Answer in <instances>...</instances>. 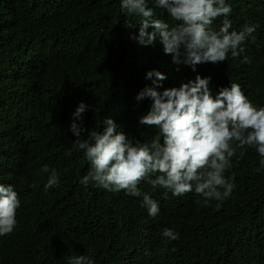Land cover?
<instances>
[{"label": "trees", "instance_id": "16d2710c", "mask_svg": "<svg viewBox=\"0 0 264 264\" xmlns=\"http://www.w3.org/2000/svg\"><path fill=\"white\" fill-rule=\"evenodd\" d=\"M120 3L0 0V183L12 184L21 202L13 232L0 236V264H64L68 253L92 246L101 264H119L126 240L134 244L127 248L129 264H264V169L256 171L261 157L254 147L239 148L231 158L224 175L234 174L235 187L223 201L205 205L194 191L179 197L169 191L165 198V189L141 181L140 191L159 203L153 218L142 197L80 183L89 164L70 130L83 102L87 110L76 121L87 130L81 141L88 131L102 133L111 118L134 144L149 143L157 128L139 119L152 101L135 97L154 87L156 78H146L153 70L166 76L156 89L161 93L200 75L211 78L213 95L238 83L254 105L264 106V0H226L230 31L245 23L256 31L239 57L229 52L227 60L199 64L195 71L174 65L159 36L152 45L139 44L133 37L142 17L124 13ZM155 11L170 26L176 23ZM223 19L213 22V31ZM45 164L59 177L47 191ZM165 228L179 238L163 237ZM83 234L89 235L80 242Z\"/></svg>", "mask_w": 264, "mask_h": 264}, {"label": "clouds", "instance_id": "9594fccd", "mask_svg": "<svg viewBox=\"0 0 264 264\" xmlns=\"http://www.w3.org/2000/svg\"><path fill=\"white\" fill-rule=\"evenodd\" d=\"M152 7H149V3ZM121 10L128 15L142 17L138 37L139 44H154L157 36L166 55H171L174 65L190 66L193 71L202 63H218L228 59L229 52L237 58L244 52L242 43L256 31V26L245 23L241 30L232 28L228 16L232 12L226 0H121ZM156 9L167 12L176 23L172 26L156 17ZM224 17L219 31H213V22ZM153 29L148 32V28ZM248 62V57H244ZM156 78L154 87H145L135 97L137 101L148 98L150 110L139 119L140 125L156 126V135L149 143H133L111 118L104 121L107 127L102 133L88 131V139L81 141V133L87 131L76 121H82L87 105L79 103L73 113L70 130L77 137L78 150H83L89 169L80 180L111 192L124 190L126 194L142 197L141 206L155 218L160 211L159 203L149 194L140 191L138 185L145 181L153 188L165 189L179 197L195 192L205 205L211 201L227 199L235 185L234 174L225 177L232 167L231 158L237 149L254 147L261 157L264 169V106L257 107L248 99L238 83L221 87L213 95L210 77L197 75L194 80L179 87L164 89L160 81L166 76L159 71H149L146 78ZM162 139V140H161ZM163 141V143H161ZM240 157L244 155L240 152ZM50 173L44 190L59 185L55 169L44 165L41 169ZM36 187V185H32ZM21 206L18 193L12 184L0 183V236L11 234L17 224L16 211ZM221 207L220 203L216 204ZM89 234L80 235V242ZM163 237L170 241L179 238L171 228H165ZM126 240L123 243L124 257L119 264L132 260ZM147 251L145 255H148ZM112 259L115 260L111 256ZM0 261L3 259L0 257ZM64 264H101L94 247H85L76 255L67 254Z\"/></svg>", "mask_w": 264, "mask_h": 264}]
</instances>
